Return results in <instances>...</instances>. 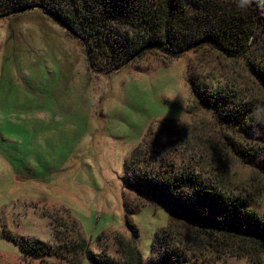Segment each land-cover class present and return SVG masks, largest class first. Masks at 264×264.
<instances>
[{"label":"rangeland","instance_id":"obj_1","mask_svg":"<svg viewBox=\"0 0 264 264\" xmlns=\"http://www.w3.org/2000/svg\"><path fill=\"white\" fill-rule=\"evenodd\" d=\"M191 1L192 15L197 8ZM209 2L243 10L251 4ZM249 41L251 56L264 58V30ZM188 48L177 56L149 49L117 69H99L86 44L41 8L0 15V264H70L72 256L61 257L59 248L81 236L95 253L121 261L122 250L135 244L149 264L156 233L166 232L168 243L191 262L264 264V250L174 218L124 186L125 163L139 150L138 166L167 174L195 170L246 198L264 218V175L229 144L258 141L197 103L191 80L203 90L233 92L237 103L257 106L250 114L262 121L264 90L244 57H229L208 40ZM43 121L49 130L44 124L40 130ZM23 127L29 136L6 139L14 150H33L25 160L30 172L45 159L35 155L51 144H70L74 154L48 177H14L1 134H21ZM8 235L45 243L51 254H24ZM77 258L90 264L80 253Z\"/></svg>","mask_w":264,"mask_h":264},{"label":"trees","instance_id":"obj_2","mask_svg":"<svg viewBox=\"0 0 264 264\" xmlns=\"http://www.w3.org/2000/svg\"><path fill=\"white\" fill-rule=\"evenodd\" d=\"M187 1L191 0H0V15L41 8L86 44L90 61L99 69H117L149 49L178 52L208 40L229 57H244L248 71L264 90V58L252 57L248 44L264 30V3L250 0L251 8L243 10L231 4L195 0L191 2L197 10L191 15ZM191 87L197 103L210 109L217 120L234 125L258 141L234 140L229 144L236 155L264 175V120L250 114L257 106L237 103L235 94L223 87L203 90L193 80ZM134 153L140 155L142 151ZM138 155L125 163L126 188L149 197L174 218L264 250V218L249 207L246 198L224 192L189 168L173 174L142 168ZM128 227L137 235L135 225L128 223ZM166 234L156 233L149 264H199L188 261L168 243ZM7 237L24 254H51V247L38 240ZM122 251L124 261L105 252L95 253L81 236L75 243L60 247L58 253L72 256L70 264H81L78 253L90 264H143L135 244H128Z\"/></svg>","mask_w":264,"mask_h":264},{"label":"crops","instance_id":"obj_3","mask_svg":"<svg viewBox=\"0 0 264 264\" xmlns=\"http://www.w3.org/2000/svg\"><path fill=\"white\" fill-rule=\"evenodd\" d=\"M52 118V117H51ZM40 124V130H41V124H44L43 122H38ZM46 125V129L44 130H49L50 128L48 127L49 125L44 124L43 127ZM26 131L25 127L21 129V134H8L7 137L3 138V135L1 134L2 137V145H4L3 148L6 149L5 156L10 155L11 158L8 157V160L10 162H13V166L17 169L14 171V177L18 176L21 177H30V176H41V177H48V175L52 172V169L57 167L59 164L65 165V163L69 160V158L74 154L75 150L72 149V145H67L65 143H54L51 144L49 148L43 149L44 155L40 157V155H35L37 159H43L41 162L36 163L34 168L35 172L31 170V172L28 170L26 165V159L30 155V153L33 151L32 149H27L26 145H23L24 148H21L19 150L13 148L12 145H9L7 143L9 138H15L17 140L18 138L22 137V134ZM27 133L26 136H29L28 134H31L30 131L25 132ZM8 138V139H6ZM23 141V140H22ZM7 143V144H6ZM6 146V147H5ZM22 151V153L20 152ZM8 154V155H7ZM36 160V159H35ZM32 167V165H30ZM33 169V168H32ZM19 171V172H17Z\"/></svg>","mask_w":264,"mask_h":264},{"label":"water","instance_id":"obj_4","mask_svg":"<svg viewBox=\"0 0 264 264\" xmlns=\"http://www.w3.org/2000/svg\"><path fill=\"white\" fill-rule=\"evenodd\" d=\"M191 48V47H190ZM189 48H186L184 50L178 51V52H170L172 55L177 56L179 54H182L184 51L188 50Z\"/></svg>","mask_w":264,"mask_h":264}]
</instances>
